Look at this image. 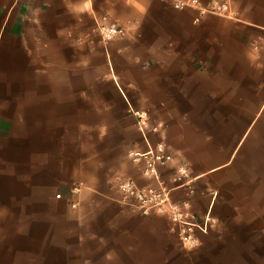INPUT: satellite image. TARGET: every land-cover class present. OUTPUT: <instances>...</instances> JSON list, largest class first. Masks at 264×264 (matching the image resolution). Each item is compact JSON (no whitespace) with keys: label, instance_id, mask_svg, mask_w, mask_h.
<instances>
[{"label":"crops","instance_id":"crops-1","mask_svg":"<svg viewBox=\"0 0 264 264\" xmlns=\"http://www.w3.org/2000/svg\"><path fill=\"white\" fill-rule=\"evenodd\" d=\"M174 1L0 0V264H222L225 237L187 251L117 185L156 183L131 154L142 111L174 155L161 177H196L200 216L264 197V0H227L234 16ZM113 23L125 35L102 39Z\"/></svg>","mask_w":264,"mask_h":264},{"label":"built area","instance_id":"built-area-1","mask_svg":"<svg viewBox=\"0 0 264 264\" xmlns=\"http://www.w3.org/2000/svg\"><path fill=\"white\" fill-rule=\"evenodd\" d=\"M174 6L179 9L194 7L200 14L216 13L220 15L234 16L231 3L227 0H212L209 6H205L202 0H176ZM200 20V16L196 18ZM102 39L108 41L125 35L126 28L118 24L100 25ZM264 43V36L261 39ZM138 125L144 137L148 141V149L143 152L131 153L135 160L143 161L142 173L145 177L155 180V184L140 185L132 178H120L117 181L123 200L140 213L162 214L171 222L172 229L179 236L182 244L188 248H197L202 243L201 236L209 232L218 220L211 214L200 216L190 204L189 198L196 192V177L192 175L187 164L180 162L176 172L168 180L161 177L160 165H167L174 160V155L167 149L162 140L153 144L148 139L149 130L158 131L159 126L149 124L146 112L137 111ZM184 188L186 199L177 200L173 196L176 189ZM81 185H75L73 191H80ZM77 206V203H73Z\"/></svg>","mask_w":264,"mask_h":264},{"label":"rangeland","instance_id":"rangeland-1","mask_svg":"<svg viewBox=\"0 0 264 264\" xmlns=\"http://www.w3.org/2000/svg\"><path fill=\"white\" fill-rule=\"evenodd\" d=\"M213 216L218 222L208 233L225 237L222 252L227 256L222 264H264V197L246 199L226 221Z\"/></svg>","mask_w":264,"mask_h":264},{"label":"clouds","instance_id":"clouds-1","mask_svg":"<svg viewBox=\"0 0 264 264\" xmlns=\"http://www.w3.org/2000/svg\"><path fill=\"white\" fill-rule=\"evenodd\" d=\"M129 2H132V0H129ZM91 6H92V0H86V2L84 3L83 8L81 9V11L90 10ZM137 7H140V6L137 4ZM140 10L144 11L143 8H141Z\"/></svg>","mask_w":264,"mask_h":264}]
</instances>
